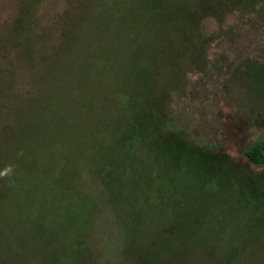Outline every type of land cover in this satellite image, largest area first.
I'll list each match as a JSON object with an SVG mask.
<instances>
[{"label": "rangeland", "instance_id": "1", "mask_svg": "<svg viewBox=\"0 0 264 264\" xmlns=\"http://www.w3.org/2000/svg\"><path fill=\"white\" fill-rule=\"evenodd\" d=\"M192 2L0 0V264H264V0Z\"/></svg>", "mask_w": 264, "mask_h": 264}, {"label": "trees", "instance_id": "2", "mask_svg": "<svg viewBox=\"0 0 264 264\" xmlns=\"http://www.w3.org/2000/svg\"><path fill=\"white\" fill-rule=\"evenodd\" d=\"M190 6H191V10L190 12H188L189 14L186 15V20H185L187 22V27L191 26L190 23L192 21L189 17H191L190 15L192 13H195L197 9H198V12L205 11V8H206L205 0H193ZM179 31L182 33L185 32L184 29H180V28H179ZM160 103L161 102L158 98L157 108L160 106ZM144 117L147 121L153 123L151 117L149 116L148 118V112L144 114ZM182 147L186 149V151L189 152L191 155H194V153H192L193 152L192 149H190L188 146H182ZM243 155L254 166L264 167V136L262 138L257 139L251 146H249V148H247L243 152Z\"/></svg>", "mask_w": 264, "mask_h": 264}]
</instances>
